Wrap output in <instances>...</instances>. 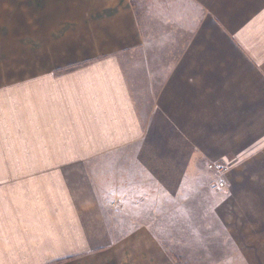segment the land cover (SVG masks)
Instances as JSON below:
<instances>
[{
	"label": "crops",
	"instance_id": "1",
	"mask_svg": "<svg viewBox=\"0 0 264 264\" xmlns=\"http://www.w3.org/2000/svg\"><path fill=\"white\" fill-rule=\"evenodd\" d=\"M154 84L146 116L229 166L210 264H264V0H0V264H184L114 237L90 167L144 143Z\"/></svg>",
	"mask_w": 264,
	"mask_h": 264
},
{
	"label": "rangeland",
	"instance_id": "2",
	"mask_svg": "<svg viewBox=\"0 0 264 264\" xmlns=\"http://www.w3.org/2000/svg\"><path fill=\"white\" fill-rule=\"evenodd\" d=\"M124 63L128 69V54ZM152 86V92L144 93L145 86L136 85L137 91L142 90L137 98L148 124L144 143L90 166L100 202L114 237L148 224L179 262L210 264L234 248L225 229V213L214 211L224 200L229 171L216 173L176 133L164 130L159 116H146L153 110L159 85ZM116 156L127 164L116 166ZM221 178L223 187L218 184Z\"/></svg>",
	"mask_w": 264,
	"mask_h": 264
},
{
	"label": "built area",
	"instance_id": "3",
	"mask_svg": "<svg viewBox=\"0 0 264 264\" xmlns=\"http://www.w3.org/2000/svg\"><path fill=\"white\" fill-rule=\"evenodd\" d=\"M209 167L215 171L218 174H225L229 171V166H227L224 163H220V162H211L209 164ZM220 187L225 186V181L221 178L220 181L218 182Z\"/></svg>",
	"mask_w": 264,
	"mask_h": 264
}]
</instances>
